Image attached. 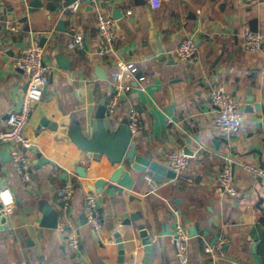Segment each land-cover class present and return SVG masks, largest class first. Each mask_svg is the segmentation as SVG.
I'll return each mask as SVG.
<instances>
[{"label":"crops","instance_id":"obj_1","mask_svg":"<svg viewBox=\"0 0 264 264\" xmlns=\"http://www.w3.org/2000/svg\"><path fill=\"white\" fill-rule=\"evenodd\" d=\"M39 1L41 6L30 12L32 0H0V130L7 128L8 114L25 89L24 74L14 60L31 40L44 46L49 67L24 132L32 143L26 151L28 181L12 167L8 145L0 143V187L14 201L12 212L0 217V264H145L144 237L152 246L147 264H177L172 241L176 219L189 235L187 264H256L258 258L264 264V178L242 168L243 163L264 167V44L257 52L241 46V35L251 24L264 35V0ZM74 1L76 9L70 7ZM97 11L116 21L111 54L97 53ZM76 31L83 36L84 50L71 46ZM186 38L197 47V64L174 53ZM56 54L61 55L58 60ZM118 59L134 63L145 79L138 83L128 78L131 88L108 119L117 127L126 121L127 108L136 106L142 128L134 139L143 150L169 168L168 155L187 148L190 162L175 178L156 186L147 173L128 169L134 180L130 190L104 186L93 191L101 218L94 231L83 219L84 195L91 190L77 172L85 168L91 181L105 177V157L94 158L76 138L89 139L99 101L112 93ZM218 85L242 113L236 133L214 126L209 90ZM226 163L233 164L235 197L214 181ZM67 181L73 192L64 205L57 190ZM43 202L57 211L56 228L40 225ZM69 230L78 233L76 250L66 242ZM214 235L228 239L224 259L214 260L204 251Z\"/></svg>","mask_w":264,"mask_h":264},{"label":"built area","instance_id":"obj_2","mask_svg":"<svg viewBox=\"0 0 264 264\" xmlns=\"http://www.w3.org/2000/svg\"><path fill=\"white\" fill-rule=\"evenodd\" d=\"M157 3L158 0H151ZM72 9L78 7V2L74 1L70 5ZM95 25L101 37V43L97 49L100 55L113 53V44L116 38V21L112 16L97 11L95 15ZM264 44V35L258 31L246 29L241 35V46L248 52H257ZM71 46L75 50H84L85 44L82 34L76 31L71 37ZM197 47L191 38H186L179 42L174 50L176 57L182 61H188L197 64ZM14 66L20 69L25 77V89L20 97L18 106L8 114L7 128L0 130V143L8 145L10 163L14 170L24 181L30 178V164L26 151L32 146V143L24 135L28 118L32 112L33 103L38 101L42 95L44 86L48 80L49 67L44 60V46L38 40L33 39L30 45L25 48L14 60ZM260 74L264 78V64L260 68ZM115 82L112 93L106 99L105 114L110 116L125 91L131 88L128 78L140 83L145 77L138 73V67L122 59L116 61L115 70L112 73ZM209 102L215 107L213 117L214 126L225 133H236L240 130L242 124V113L237 102L224 89L223 86H214L209 90ZM171 121L170 119H168ZM126 126L134 139L142 128L141 117L136 106H129L126 110ZM168 166L180 174L190 162V156L183 149H177L168 155ZM242 168L258 178H264V167L250 163H243ZM214 181L216 185L225 194L235 197L239 191L234 184L233 164H224L215 174ZM73 192V185L67 181L57 190V197L65 205ZM3 193H7L10 199H5ZM13 197L11 192L0 187V217L10 214L13 210ZM84 218L86 224L94 231L101 227L100 211L96 202V196L88 191L84 195ZM189 235L184 224L176 219L172 228V241L174 257L177 264H187V241ZM66 242L72 250H76L79 244V236L75 230H69L66 233ZM228 239L220 236L213 244L206 243L204 251L214 260L224 259L225 247Z\"/></svg>","mask_w":264,"mask_h":264},{"label":"water","instance_id":"obj_3","mask_svg":"<svg viewBox=\"0 0 264 264\" xmlns=\"http://www.w3.org/2000/svg\"><path fill=\"white\" fill-rule=\"evenodd\" d=\"M39 6H41L39 0H32L28 10L32 12ZM114 17L116 18L115 15ZM61 24L62 22H58L57 26ZM250 30L256 31V27L251 24ZM60 56V54H56V60H58ZM62 67L67 66L63 65ZM98 77L104 78L105 76L102 74ZM250 100L252 99H249V101ZM105 103L106 95L99 101L95 114L96 120L93 123L89 139L86 140L81 136L76 138L79 147L84 151L91 152L94 158L98 159L100 156L105 157V161L102 165V171L105 173V177H98L91 181V175L86 172L85 168L77 172L80 177L88 180V189L92 192H100L101 187L106 186L108 189H115L117 191H119L120 188L130 190L134 184V180L131 178L128 169L140 173H147L152 178L153 186L162 183L165 178H175V172L153 160L151 154L143 150L142 144L131 138L126 126V121L117 127L111 123L105 114ZM41 123L48 125L50 128H54L55 126L46 120H42ZM183 151L188 155L191 154L187 148H184ZM37 158L40 162L44 161L39 153H37ZM60 204H63V202ZM40 213L42 214L41 226L48 228L57 227V211L52 208L51 205L44 202L41 203ZM133 218L134 214L131 215L130 219ZM83 219L85 220L84 216ZM128 221L129 220H125V222ZM114 237L116 238L119 253L122 255L121 238L117 232L114 234ZM217 238L218 236L214 235L211 244H213ZM142 244L144 246L143 261L147 264L152 254V246L150 240L146 237L143 238ZM256 264H261L259 258Z\"/></svg>","mask_w":264,"mask_h":264},{"label":"snow or ice","instance_id":"obj_4","mask_svg":"<svg viewBox=\"0 0 264 264\" xmlns=\"http://www.w3.org/2000/svg\"><path fill=\"white\" fill-rule=\"evenodd\" d=\"M3 197H4L5 199H10V197L8 196L7 193H3Z\"/></svg>","mask_w":264,"mask_h":264}]
</instances>
